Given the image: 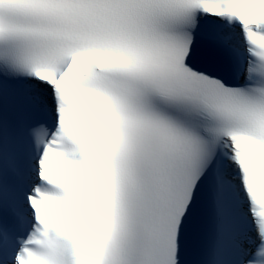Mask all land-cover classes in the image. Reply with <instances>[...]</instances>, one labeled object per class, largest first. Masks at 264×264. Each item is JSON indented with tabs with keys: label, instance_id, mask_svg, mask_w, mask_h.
Here are the masks:
<instances>
[{
	"label": "snow or ice",
	"instance_id": "6c2138e0",
	"mask_svg": "<svg viewBox=\"0 0 264 264\" xmlns=\"http://www.w3.org/2000/svg\"><path fill=\"white\" fill-rule=\"evenodd\" d=\"M0 264H264V0H0Z\"/></svg>",
	"mask_w": 264,
	"mask_h": 264
}]
</instances>
